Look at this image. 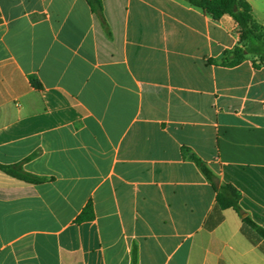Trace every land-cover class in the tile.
I'll return each mask as SVG.
<instances>
[{
    "label": "crops",
    "instance_id": "crops-1",
    "mask_svg": "<svg viewBox=\"0 0 264 264\" xmlns=\"http://www.w3.org/2000/svg\"><path fill=\"white\" fill-rule=\"evenodd\" d=\"M264 26V0H246ZM0 0V264H264V66L187 0ZM92 205L93 218L78 221Z\"/></svg>",
    "mask_w": 264,
    "mask_h": 264
},
{
    "label": "trees",
    "instance_id": "trees-1",
    "mask_svg": "<svg viewBox=\"0 0 264 264\" xmlns=\"http://www.w3.org/2000/svg\"><path fill=\"white\" fill-rule=\"evenodd\" d=\"M93 12L103 18L102 0H88ZM193 6L202 9L214 19H220L224 15L231 16L239 32V42L232 50L225 51L218 59L210 60V63L223 67H235L244 62L248 56L254 57V66L259 61L264 66V26L259 24L253 16L252 6L246 0H187ZM105 23V21H104ZM190 159L195 162L204 176L212 184L216 192V204L220 209H234L245 224L253 227L261 238L264 239V229L254 223L240 206L241 195L239 191L230 184L221 183L219 177L195 154L190 155ZM0 171L31 184H39L46 179L28 173L24 170L23 164L5 165L0 163ZM92 205L88 204L78 221L92 219ZM133 264H137L136 249L133 253Z\"/></svg>",
    "mask_w": 264,
    "mask_h": 264
},
{
    "label": "rangeland",
    "instance_id": "rangeland-1",
    "mask_svg": "<svg viewBox=\"0 0 264 264\" xmlns=\"http://www.w3.org/2000/svg\"><path fill=\"white\" fill-rule=\"evenodd\" d=\"M252 57V56H251Z\"/></svg>",
    "mask_w": 264,
    "mask_h": 264
}]
</instances>
